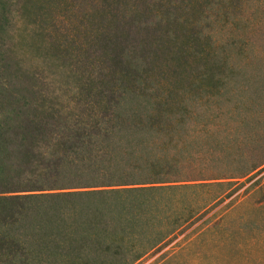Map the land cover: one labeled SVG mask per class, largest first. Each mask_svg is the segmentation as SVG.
I'll return each instance as SVG.
<instances>
[{
    "label": "trees",
    "instance_id": "16d2710c",
    "mask_svg": "<svg viewBox=\"0 0 264 264\" xmlns=\"http://www.w3.org/2000/svg\"><path fill=\"white\" fill-rule=\"evenodd\" d=\"M19 4L11 29L0 8V264L255 262L249 212L224 221L264 205V47L244 39L264 0Z\"/></svg>",
    "mask_w": 264,
    "mask_h": 264
},
{
    "label": "rangeland",
    "instance_id": "374dc122",
    "mask_svg": "<svg viewBox=\"0 0 264 264\" xmlns=\"http://www.w3.org/2000/svg\"><path fill=\"white\" fill-rule=\"evenodd\" d=\"M21 0H0V8H2V12H4L8 17V25L7 28L11 29L13 25V18L16 17L17 11L19 9V3ZM260 13L264 15V8L261 7L258 9ZM244 39L250 40L252 43H257L258 45H261L264 47V25L260 24L255 26V28L251 31H246L244 33ZM264 176V170L261 171L258 175L254 177V179L250 182L253 183L254 181L258 180L260 177ZM249 183V184H250ZM249 184L245 185L243 188L239 190V192H242ZM261 198V195L257 194L255 198L250 201L248 204L243 205V208H240V210L233 213L230 217L226 218L224 221L226 226L229 230L237 229L238 226H242L245 223V219H243L242 215H247L249 212V215L251 220L255 222V225L253 226L252 231H250L252 234L259 236V243L264 245V205L262 206H254V203ZM226 202H224L222 205H224ZM221 205V206H222ZM221 206L216 208L213 212H215L217 209H219ZM257 208V209H256ZM211 212L208 216L213 214ZM241 218V219H240ZM201 221L195 223L188 229H186L184 232H182L174 241L172 244L177 242H182L185 237L192 236L194 234V230H196L197 226L200 224ZM264 246H260L256 249L255 254L257 257V262H253L251 264H264V252H259L263 249ZM166 251V248L163 249L161 252L153 255L151 258L147 259L143 264H152L158 258ZM167 264V263H165ZM169 264H195L193 262V257L188 255L185 256L178 261L169 263ZM198 264H206L205 258L200 257V260ZM247 264V263H246Z\"/></svg>",
    "mask_w": 264,
    "mask_h": 264
}]
</instances>
